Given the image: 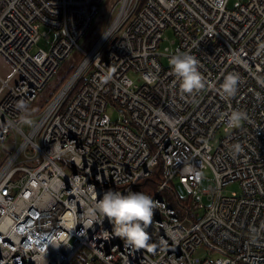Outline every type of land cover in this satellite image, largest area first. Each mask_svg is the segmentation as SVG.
<instances>
[{
    "label": "built area",
    "instance_id": "built-area-1",
    "mask_svg": "<svg viewBox=\"0 0 264 264\" xmlns=\"http://www.w3.org/2000/svg\"><path fill=\"white\" fill-rule=\"evenodd\" d=\"M102 1L0 0V264H264V0H119L86 49ZM75 49L67 82L22 123L16 102L28 108ZM178 50L205 80L192 95L168 62ZM228 73L240 83L225 98ZM237 109L247 119L229 127ZM108 189L159 202L143 247L106 238L107 220L84 229Z\"/></svg>",
    "mask_w": 264,
    "mask_h": 264
},
{
    "label": "clouds",
    "instance_id": "clouds-1",
    "mask_svg": "<svg viewBox=\"0 0 264 264\" xmlns=\"http://www.w3.org/2000/svg\"><path fill=\"white\" fill-rule=\"evenodd\" d=\"M224 0H221V5ZM169 65L176 75L182 94L192 95L205 87V80L199 71V61L194 55L177 51L169 58ZM240 77L235 73H228L221 84V95L225 98L234 97L239 89ZM21 116V122L31 124L27 118V106L24 101L15 104ZM247 119V114L242 110H233L228 118L229 127H238L240 122ZM235 151H240V146H235ZM160 207L158 201L151 196L136 191L126 194L112 189L105 190L96 200L83 223L84 229L103 225L107 220L112 231L104 230L106 238L118 237L129 248H141L148 240V227L153 222L156 209Z\"/></svg>",
    "mask_w": 264,
    "mask_h": 264
},
{
    "label": "rangeland",
    "instance_id": "rangeland-1",
    "mask_svg": "<svg viewBox=\"0 0 264 264\" xmlns=\"http://www.w3.org/2000/svg\"><path fill=\"white\" fill-rule=\"evenodd\" d=\"M118 1L119 0H103L101 2L97 16L94 18L90 28L86 31L80 41L82 47L86 49H90L92 47V45L95 43V41L105 29L106 24L112 14V10ZM237 1L238 0H228V7H234ZM165 36L171 38L172 32L170 30L166 31ZM168 43V40L162 42L161 48H163V46L167 45ZM39 48H49V42L43 37H41L38 42L33 46L31 52L35 53ZM82 59L83 54L77 49L73 50L70 57L61 63L60 69L56 76H54L48 82L45 88L38 93L34 102L27 108L28 111L26 114H37L46 105V103L59 91V89L67 82V80L69 79L73 71L77 68L78 64L81 62ZM11 71L12 69L8 65L7 61L0 57V75L3 77H7L9 76ZM128 74L136 83H139L137 75L134 72L130 71ZM107 113L113 120L119 119L118 111L114 109L111 105L108 106ZM2 161L3 157L0 156V164L2 163ZM207 174L209 173L207 172ZM143 181L144 180H141L140 183H142ZM171 185L177 192L179 197L181 199H184L185 202H188V199H185V197H189V193L177 181H172ZM204 185L205 181L203 182V186ZM146 186L150 188V184H147ZM238 189L239 186L237 182H230L224 187L226 194H230L231 191H237ZM170 199L172 200V197H170ZM80 261L81 260L79 258L76 264H79Z\"/></svg>",
    "mask_w": 264,
    "mask_h": 264
},
{
    "label": "trees",
    "instance_id": "trees-1",
    "mask_svg": "<svg viewBox=\"0 0 264 264\" xmlns=\"http://www.w3.org/2000/svg\"><path fill=\"white\" fill-rule=\"evenodd\" d=\"M159 174L157 173V174H155L152 178H150L149 180H147V181H145V182H143L144 184H142V185H147V184H150V191H153L154 190V188L156 187V185H157V183H158V181H159ZM146 183V184H145ZM170 197V196H169Z\"/></svg>",
    "mask_w": 264,
    "mask_h": 264
}]
</instances>
